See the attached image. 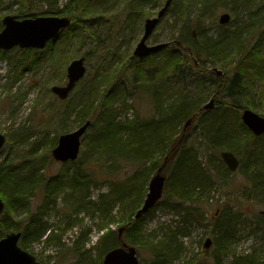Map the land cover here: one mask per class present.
<instances>
[{"label":"rangeland","instance_id":"obj_1","mask_svg":"<svg viewBox=\"0 0 264 264\" xmlns=\"http://www.w3.org/2000/svg\"><path fill=\"white\" fill-rule=\"evenodd\" d=\"M50 1L55 4L54 11H59L68 0ZM1 2L3 5L0 9L3 10L0 11V20L4 15H16V11L24 7L28 0H1ZM129 2L130 0L96 2L91 10L94 11L93 16L96 19L91 20V26L76 31L74 36L70 37V41L68 37H62L66 43H62L61 38L50 41L44 49L37 51L32 59L25 53H21L23 50L18 48L1 52L0 134L5 136L6 141L0 151V166L13 170L18 176L27 174L29 169L34 167V172L40 176V185L29 199L28 210L14 208L13 213L7 215L12 223V228L8 232L15 231L22 234L23 227L29 221L31 214L40 208L41 223L45 226L44 233L38 239L28 238L25 249L18 243V246L33 255L39 264H102L104 254L110 249L99 256L97 245L100 237L107 231L117 236L118 229L121 227L117 222L120 218L121 206L116 205L112 214L107 218L93 209L77 211L78 191L73 188L75 182L72 178L76 162L81 161L84 164L82 167L84 172L92 175L96 180V184H91L86 194L87 199L93 203L99 199V195L108 192L109 181H116L121 176L131 175V168L119 166L117 162L114 166H111L109 162L103 165L90 154L84 159L85 146L88 144L92 150L91 145L94 143L89 135L92 130L95 131V128L90 130L89 127L81 137L76 161H56L51 151L56 146L59 135L72 132L80 126L76 112L79 110L78 102L86 100L87 96L83 95V91L93 85L96 86L97 91L93 93L94 98L91 99L96 105L99 95L112 79H115V82L137 85L133 67L143 60L134 57L132 52L142 35L143 21L136 20L131 30L126 29L124 18ZM242 3L247 4L251 14L246 12V6L237 8L235 12L216 6L211 18L202 23L203 29H206L210 37L216 38L223 32L221 27L229 28L230 26L225 31L228 32L235 28L234 25L238 27L248 25L250 20L259 26H264V0H239V5ZM187 7L186 0H174L173 5L154 29L147 44L150 46L165 45L173 39L176 40L182 27L191 23V15L189 18L188 15H183L188 13L189 8ZM257 7H261L259 12H257ZM47 9V3L36 1L30 6V10H33L30 13L39 16L40 12ZM148 9L153 14L157 11V8L149 7ZM223 13L230 16V22L225 26L218 23L219 16ZM255 13H258L257 16L252 17L251 15ZM0 26L2 28L1 22ZM196 33L197 31L192 27L186 37L195 38ZM172 46L176 47L173 44L168 47ZM261 49L264 53L263 46ZM181 54L182 52L179 51V55ZM80 57L85 59L86 74L75 85L68 98L61 101L51 93L50 87L64 85L67 65L71 60ZM162 57L164 56L159 55L155 60L160 61ZM201 64L206 71L210 70L211 66L207 60L202 59ZM195 72L191 69L185 70L186 87L190 98H193L198 91L197 83L193 78ZM149 74L150 72L147 71L145 77L152 80L155 73ZM253 74H256V71ZM261 74V69H259L257 75ZM232 75L233 70L228 76ZM262 77L264 78V73ZM138 79L142 82L143 78ZM170 93L159 97V104L163 109L172 103ZM73 104L75 107L70 110ZM64 109L67 110L66 114H62ZM114 109L118 112L116 121L122 122H130L135 118L139 120L151 118L155 114L154 102L144 89L136 90L133 96L124 90L119 94ZM256 114L262 116L264 111H257ZM61 122L66 132L59 131L58 127ZM239 122H241L240 118ZM194 123L189 124L185 130L182 125L180 127L182 134L178 136L182 139L184 137L186 148H190L188 152L191 153L192 158L212 176L210 186L194 191L192 199L187 200L188 202L197 201L204 222L200 225L184 217L182 208L188 203L181 206L173 201L161 203L167 194L165 187L162 199L144 214L141 221L144 248L139 249L133 246L137 260L140 264H152L154 257H152L153 253H150V247H156L160 240L174 233L175 245L179 247L177 254L179 260L165 262V264L188 261H193L195 264H213L211 249L213 246L208 251L205 249L206 255L202 253L205 239H212V234L209 232L211 228L207 225L216 211H227L235 215L239 223L228 238V249L222 264H233L234 257L244 256L252 257L251 264H264V203L259 202L261 200L254 196L255 190L251 191L253 194L248 192V184L243 174L235 172L225 174L223 177L217 174L215 170L220 168L221 163L212 156L207 143L199 134L200 127L198 124L195 127ZM133 130L140 132L139 129ZM54 137H56L55 141ZM33 148L34 150H31ZM101 166L105 169L113 168L114 173L110 177L104 176L99 172L100 170L97 172V168ZM161 174L167 179L164 172L161 171ZM54 178L59 180L58 189L55 195L46 198L45 186ZM145 191L143 199L148 192V185ZM0 198L5 204L1 217L6 212V203L1 196ZM123 233L124 231L121 233V239H123ZM125 244L131 246L128 243Z\"/></svg>","mask_w":264,"mask_h":264},{"label":"trees","instance_id":"obj_2","mask_svg":"<svg viewBox=\"0 0 264 264\" xmlns=\"http://www.w3.org/2000/svg\"><path fill=\"white\" fill-rule=\"evenodd\" d=\"M34 1L48 4V9L43 12L45 15H65L70 18L69 27L60 31L58 36V38H61L62 43H66V40L62 37H68L70 41V37L74 36L76 31L91 26V20L96 19L93 16L94 11H91L96 2H108L110 0H68L59 11H54L53 6L55 4L50 0ZM163 1L130 0L124 18L126 29L131 30L136 20H142L150 16L151 12L148 8L160 7ZM186 2L187 8L197 5L200 7L197 10L199 13L198 20L202 22L211 18L216 6L226 8L231 12H235L241 6H246V12L251 14L247 4L242 3L239 5V0H186ZM2 5L0 0V6ZM260 9L261 7H257V12ZM29 12L28 9L22 8L18 10L17 17L30 16ZM257 14L251 16L256 17ZM234 26L235 28L228 32L225 31L230 26H228L229 28L221 27L222 34L214 39L201 35L189 39L186 37L188 32L184 26L179 31L180 34L176 40L173 39L168 45L165 44L162 51H156L148 57L146 69L148 71L156 69L155 77L159 72L163 76L161 84L153 81L154 78L148 80L144 76L142 79V89L150 95L151 100L154 102L155 114L151 118L141 120L135 118L125 124L116 121L118 112L114 109V105L119 94L125 90L126 86L124 82H115V79H112L106 89L101 92L96 105L91 100L94 98L93 93L97 91L94 85L87 89L91 95H86V100L78 102L79 110L76 112V117L79 120L78 125L90 121L89 129L91 130L94 127L97 133H95L96 136L92 137L94 143L91 145L92 150L88 144L85 146L84 159L90 154L100 164L104 165L109 162L111 166H114L117 162L119 166L132 169L131 175L121 176L116 181H109L108 192L99 195V199L93 203L90 199H87L86 194L91 184H96V180L92 175L84 172L82 168L84 164L81 161L75 163L76 169L72 178L75 182L73 188L78 191L77 211L93 209L104 218H107L112 214L116 205L122 207L117 222L125 228L123 239H119L118 235L116 236L113 232H105L98 241L99 256L103 252L118 246L120 241L139 249L144 248L141 228L144 215L138 219H135L134 215L140 207L146 192L145 188L151 176L161 165H164L163 172L167 175L165 186L167 194L161 203L173 201L180 206L188 203L182 208L184 215L189 214L188 221L201 224L203 218L199 212V204L197 201L188 202L187 200L193 197L191 195L194 191L203 190L204 187L210 186L212 176L209 171L202 169L200 164L192 158L191 153L188 152L190 148H186L184 137L182 139L178 136L182 134V128L180 127L190 118H192V122H195V127L197 124L200 127L199 134L202 140L207 143L212 156L217 157L219 151L225 149L233 152L238 157L240 167L237 172L243 174L250 190H255L256 197L261 196L264 200V135L262 137L253 136L240 122L236 129L232 128V120L234 117L239 119L242 109L247 108L254 112L264 111V79L259 83L253 82L254 79L259 77L257 75L259 69L264 70V53L261 49L262 46L264 47V26H259L251 20L248 25ZM243 36L247 39L246 44L243 43ZM254 38L256 39L252 41ZM172 44L176 47H168ZM237 45L243 46L244 50L242 52L234 51V63H229L228 68L226 64L227 56L230 54L231 49H236ZM179 51L182 52L181 55H179ZM21 53H25L32 59L37 50H23ZM1 55L2 53H0ZM159 55H163L164 58L168 56V61L165 62L164 58L156 61L155 59ZM202 59L207 60L210 64L209 71L203 68ZM142 67L144 66L141 63L133 67L135 75ZM214 68L221 70L222 75L215 76V73L213 74ZM189 69L196 71L193 78L197 83L198 91L193 98H190V93H188L186 87L185 70ZM232 70L233 75L228 76ZM180 71L182 72L179 73ZM255 71L256 74H253ZM182 73H184L183 76ZM255 85H257V88H255ZM169 92L174 94L170 96L172 103L163 109L159 104V97L166 96ZM209 99H214V109L201 111L202 105ZM74 107L75 104L71 106L70 110H73ZM66 113L67 110L64 109L62 114ZM206 118L208 119L207 122ZM174 122H177V124L174 125ZM58 128L61 133L67 131L66 128H63V122ZM133 129H139L140 132H135ZM95 131L92 130V133ZM89 138L91 137L89 136ZM55 140L56 137H54ZM31 150H34V148ZM145 166H148V168H144ZM31 169L32 167L27 174L18 176L13 170L0 166V196L6 203V212L0 217V239L12 228V223L7 215L13 213L14 208L28 210L29 199L34 190L40 185V177L37 176L36 179L33 174L35 172ZM98 171L109 177L114 173L111 167L105 169L101 166L97 168ZM223 171L229 174L226 170L223 169ZM94 172L92 171V173ZM58 184V178L51 179L47 183L45 186L46 198L56 194ZM211 223L213 233L217 232L213 238V248H211L213 264H222L223 260L220 257L222 246L226 244L234 225L225 211L220 216L213 217ZM44 231L45 226L41 223L39 208L31 214L29 221L23 227L19 244L24 249L27 248L26 240L28 238L38 239ZM175 244L173 233L164 240H160L156 247H150V253H153L152 257H154L152 264L178 261L179 247ZM202 253L206 255L205 250ZM252 260L251 256L238 257L235 258L233 264H251ZM177 264H195V262H178Z\"/></svg>","mask_w":264,"mask_h":264},{"label":"water","instance_id":"obj_3","mask_svg":"<svg viewBox=\"0 0 264 264\" xmlns=\"http://www.w3.org/2000/svg\"><path fill=\"white\" fill-rule=\"evenodd\" d=\"M173 0H166L163 7L158 11L157 15L147 18L143 24V34L134 47L133 55L137 58L152 53L157 49L155 46L146 44L149 36L153 33L159 20L165 15ZM230 16L224 13L219 16V24H227ZM3 28L0 31V50L7 51L14 47L36 48L42 49L45 44L51 40L61 30L65 29L70 24V19L67 17L47 16L35 17L19 20L13 15L5 16L1 21ZM84 58L72 60L66 68L67 83L65 86H52L53 92L61 100H64L69 95L75 84L85 74ZM216 71L220 75V71ZM214 100H209L203 105L205 110L212 109ZM242 123L254 135L264 133V115L259 116L249 109H243L241 113ZM191 123V119L186 121L185 127ZM90 122H85L72 132H68L59 136L57 145L52 149L51 155L54 160L59 162L75 161L77 159L80 147V139L89 127ZM5 136L0 134V149L4 145ZM221 157L228 165L231 171H235L238 166V160L228 151L221 153ZM162 167L159 168L156 174L150 179L148 184V192L145 199L134 215V218H139L142 214L150 210L155 203L161 198L164 189L165 177L161 175ZM4 209V203L0 198V214ZM124 228L118 230V237ZM20 233L11 232L4 238L0 239V264H39L33 255L18 247ZM212 244L210 238L204 242V247L209 248ZM102 264H140L136 257L135 248L122 243L120 247L113 248L104 254Z\"/></svg>","mask_w":264,"mask_h":264},{"label":"bare ground","instance_id":"obj_4","mask_svg":"<svg viewBox=\"0 0 264 264\" xmlns=\"http://www.w3.org/2000/svg\"><path fill=\"white\" fill-rule=\"evenodd\" d=\"M165 1L166 0H164L162 3H161V6L160 7H156L157 8V11L153 14L151 11V15L150 16H147V17H145V18H143L142 19V21H143V24H144V21H145V19H147V18H151V17H154V16H156L157 15V13H158V11L163 7V5H164V3H165ZM28 2H30V4H28ZM26 4H25V6L24 7H21L20 9H28L29 11H33V10H30V6H31V4L32 3H34L35 1L34 0H29ZM155 8V7H154ZM19 9V10H20ZM198 9H200V7L197 5V6H193V7H189V11H188V13L186 12L185 14H183V15H188V18L190 17V15H191V17H192V19H191V23L189 22V23H187V24H185L184 26H185V28H186V30H187V32H190V29L192 28V27H194L195 28V30L197 31V33H196V36L197 35H201V36H203V37H206V38H212V39H214L213 37H210L208 34H207V31H206V29H203V26H202V21H200V20H198V12H197V10ZM17 12H18V10L16 11V15H13V16H16L17 17ZM30 13V12H29ZM40 15L39 16H35V15H32L31 13H30V16H27V17H23V18H20V19H26V18H35V17H47V16H49V15H45V14H43V12H40L39 13ZM10 15V14H9ZM5 16H8V15H4L2 18H1V20H0V22L2 21V19L5 17ZM56 16H58V17H67V16H65V15H56ZM151 36V35H150ZM150 36H149V38H150ZM220 37V36H219ZM244 37V36H243ZM148 38V39H149ZM216 38H218V37H216ZM243 43H247V39L244 37V39H243ZM249 43V42H248ZM155 47H157V49H156V51H162L163 49H164V46L163 45H156ZM244 50V47L243 46H241V45H237L236 46V49H231V52H230V54L227 56V62L228 63H230V64H233L234 63V59H235V55L233 54L234 53V51H238V52H242ZM151 55V53H149L148 55H146V56H144L143 58H141V60H143V62H141V64L144 66V67H142L140 70H138L137 71V75H135V77L136 76H140V74H142L140 77H144L145 76V74L147 73V71H148V69H146V67H147V65H146V60L148 59V57ZM162 58H164V57H162ZM169 57L168 56H166L165 58H164V61L166 62V61H168L167 59H168ZM226 62V64H227V67L229 68V65H228V63ZM150 68V67H149ZM150 71V74H152V73H155V74H153L154 75V78H155V82H157L158 84H161L162 83V81H163V76L160 74V72H159V74L155 77V75H156V73H157V70L156 69H150L149 70ZM261 75H259V77L257 78V79H254L253 80V82L254 83H259V81H261L262 79H264L263 77H262V75H263V73H264V70H261ZM138 77H136L137 78V85H133V83H125V86H126V88H125V91L127 90V93L128 94H130V95H134V94H136V90H138V89H142V85H143V80H142V82L138 79ZM264 86V85H263ZM84 93L87 95V96H90L91 95V93H90V91L89 90H85L84 91ZM171 95H174L173 94V92H171L170 93ZM201 111H207V110H205L204 108H203V105H202V107H201ZM242 111H243V109L241 110V112H240V115H239V118H241V113H242ZM116 119H117V117H116ZM190 119H192V118H190ZM207 119V118H206ZM120 124H125L126 122H122V121H118ZM245 128H247L242 122H240ZM177 124V122H174V125H176ZM239 125V119H237V117H234V119L232 120V128L233 129H236V127ZM96 132V131H95ZM252 133V132H251ZM144 134V133H143ZM148 134V133H147ZM253 136H255V137H262L263 135H264V133H262V134H260V135H254V134H252ZM90 137H93V136H96L94 133H91L90 135H89ZM228 137V136H227ZM225 138H226V136H225ZM224 151H228V152H231V151H229V150H221V151H219V153H218V155H217V157H215V156H213V157H215V158H217L219 161H220V163H221V166H220V168H217L215 171L217 172V174L218 175H221L222 177L223 176H225V174L226 173H224V171H223V169L224 170H226V172L227 173H229V174H234L235 173V171H231L230 169H229V167H228V165L224 162V160H223V158L221 157V153L222 152H224ZM234 156H235V158L237 159V160H239L238 159V157L233 153V152H231ZM214 155V154H213ZM31 170H35V168L34 167H32V169ZM36 173V172H35ZM35 173H33L34 174V176H35V178L37 179L38 177H40V176H38L37 177V175L35 174ZM248 192H251V190L249 191V185H248ZM252 193V192H251ZM253 194V193H252ZM192 196V195H191ZM254 196H256L255 194H254ZM256 198H259L261 201H259V202H261V203H264V200H263V198L261 197V196H257ZM192 199V198H191ZM194 202H196V201H194ZM222 212L223 211H216V214L215 215H213L212 217H211V219H210V221H209V224L207 225V226H209L210 228H211V220L213 219V217H216V216H220L221 214H222ZM226 212V214L228 215V216H230V218H231V221L233 222V225H234V229H233V231H230L231 232V235L233 234V232L236 230V227H237V224L239 223V219L234 215H231V213L230 212H227V211H225ZM189 216V214H185L184 215V217L187 219V217ZM187 220H189V219H187ZM203 222H204V219H203V221L201 222V224L200 225H202L203 224ZM206 226V225H205ZM211 234H212V241H213V238L216 236L215 235V233H217V232H215V233H213V231H212V228L210 229V231H209ZM231 235H229V237L231 236ZM228 237V238H229ZM228 238H227V240H226V244H224V246H222L223 247V249H222V254H220V257H221V259L223 260V262H224V260H225V254L227 253V249H228V243H229V240H228ZM31 239V238H30ZM204 247V246H203ZM244 257H246V256H244ZM234 258H236V257H234ZM233 257H232V259H234ZM238 258V257H237ZM235 260V259H234ZM233 260V261H234Z\"/></svg>","mask_w":264,"mask_h":264}]
</instances>
